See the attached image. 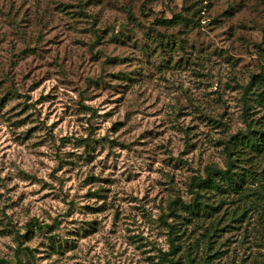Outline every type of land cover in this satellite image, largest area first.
Here are the masks:
<instances>
[{"label":"rangeland","instance_id":"rangeland-1","mask_svg":"<svg viewBox=\"0 0 264 264\" xmlns=\"http://www.w3.org/2000/svg\"><path fill=\"white\" fill-rule=\"evenodd\" d=\"M263 50L264 0H0V258L36 220L34 264H165L170 223L174 260L264 264L255 210L210 251L207 223L167 216L206 165L226 168ZM244 154L237 171H264Z\"/></svg>","mask_w":264,"mask_h":264},{"label":"trees","instance_id":"trees-1","mask_svg":"<svg viewBox=\"0 0 264 264\" xmlns=\"http://www.w3.org/2000/svg\"><path fill=\"white\" fill-rule=\"evenodd\" d=\"M181 21H187L180 18ZM164 25L174 23L173 20L162 22ZM264 51V50H263ZM244 92L250 101H253L257 107L263 111V115L257 120L249 118V100L246 99L243 106V118L245 124V131L238 132L233 135L228 141L224 143V151L226 154V168H216L211 165H206L203 169L204 177L194 176L191 178L189 184V193L193 200L190 203H185L182 199L176 198L170 201L168 205L169 217H182L183 221L187 223H194V225L207 223L203 228L205 243L209 245L211 250L212 243H216L217 239L222 237L223 233L228 232L231 228L230 223L239 222L244 216L246 210H255L258 215L259 225L264 234V183L258 181V177L264 178V171L258 174L248 166L246 170L237 171L235 164L241 160V155L248 153L251 155L247 161L252 158H259L264 155V66L261 67L257 75L251 76L249 82L244 87ZM62 139L61 141H65ZM259 182L260 188H251L253 183ZM234 195L239 198L244 205L243 208H236L228 219V214L221 215V210L228 205V196ZM213 196H217L218 200L214 203L210 202ZM245 198V200H242ZM247 199H251L246 201ZM239 209L241 211H239ZM184 215V216H181ZM166 216V217H167ZM169 235V250L168 252L160 253V260L165 264H211L212 259L210 254L200 258L199 261L191 256V252H187L183 262L182 256L176 260L173 257L179 253V244L177 242V226L176 224H165ZM48 229V226H41L36 220L31 221L27 225V230L23 236L18 233L15 234V240L18 247L15 251V262L0 258V264H22L20 255L24 254L31 264H34V256L32 250L28 247L21 246V239L32 234L33 230L43 232ZM215 239V240H213Z\"/></svg>","mask_w":264,"mask_h":264}]
</instances>
